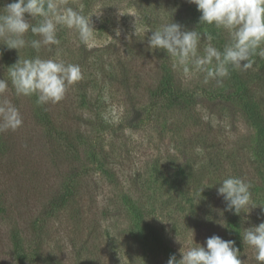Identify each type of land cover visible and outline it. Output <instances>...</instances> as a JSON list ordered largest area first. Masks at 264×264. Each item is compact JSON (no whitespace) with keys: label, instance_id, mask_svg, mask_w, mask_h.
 Masks as SVG:
<instances>
[{"label":"rangeland","instance_id":"1","mask_svg":"<svg viewBox=\"0 0 264 264\" xmlns=\"http://www.w3.org/2000/svg\"><path fill=\"white\" fill-rule=\"evenodd\" d=\"M68 2L73 7L83 3L85 14H100L91 18L95 40L85 46L75 31L61 27L60 43L42 45L40 58L81 68L82 79L68 86L65 99L75 110L71 123L84 138L79 167L88 173L83 182L89 180L95 196L85 195L75 221L68 218L75 202L67 204L63 216L47 221V251L62 264H74L79 250L69 237L75 236L86 241L78 264H167L157 241L180 259L193 230L194 242L203 244L213 234L234 240L243 264H258L255 249L242 237L246 228L264 222V180L253 154L256 131L233 96L229 76L219 85L205 73L185 77L167 54L147 45L151 32L145 34V27L156 30L177 22L199 32L183 7L173 0ZM199 33L203 55L208 43ZM15 53L21 61L28 59L26 50ZM0 79L8 81V91L14 89L3 68ZM56 162L47 165L54 178L78 166L76 158ZM229 176L251 185L255 208L249 213L224 211L216 189ZM13 222H0V264H21L13 257Z\"/></svg>","mask_w":264,"mask_h":264},{"label":"clouds","instance_id":"2","mask_svg":"<svg viewBox=\"0 0 264 264\" xmlns=\"http://www.w3.org/2000/svg\"><path fill=\"white\" fill-rule=\"evenodd\" d=\"M200 13L199 23L214 26L229 35V42L223 50L209 43L199 53L201 34L195 29L185 30L177 22L162 24L153 30L145 27L147 45L152 51L162 50L172 60L174 70L185 77L194 72L205 73L206 79H215L221 84L230 74L229 68L246 71L254 64L253 57H264V0H187ZM27 14V16H26ZM96 14H85L84 4L73 7L68 0H13L0 12V38L4 46L16 51L28 45L24 37L29 31L41 37L32 40L30 46L39 50L41 45L54 46L60 43L57 33L61 27L77 33L85 46L94 42L97 30L91 19ZM39 18L38 24L30 21ZM120 30H116L117 37ZM8 76L17 95L37 96V104L58 103L64 99L68 86L82 79L79 65L39 57L17 60L8 67ZM9 88L7 80L0 79V94ZM105 119H109L105 116ZM23 121L19 110L6 101L0 106V131L16 130ZM251 185L243 179L229 176L219 183L217 196L222 197L225 208L234 215L255 206L252 203ZM203 188L199 190L201 195ZM242 240L255 249L258 264H264V222L246 228ZM180 251V250H179ZM167 264H243L240 249L231 239H223L213 234L201 243L194 242V231L190 246L169 256Z\"/></svg>","mask_w":264,"mask_h":264},{"label":"trees","instance_id":"3","mask_svg":"<svg viewBox=\"0 0 264 264\" xmlns=\"http://www.w3.org/2000/svg\"><path fill=\"white\" fill-rule=\"evenodd\" d=\"M11 2L13 0H0V12ZM173 2L183 7L189 23L199 32H204L206 43H209L208 37L211 36V43L223 50L229 41L228 33L199 23L200 13L194 4L188 3L187 0ZM30 22L38 24L39 18ZM24 39L29 43L20 50H26L28 59L40 58L41 47L39 50L33 49L30 42L40 40L41 37L29 31ZM3 44L4 38H0V68L5 69L8 74V67L18 58L16 50L7 49ZM253 59V67L246 71L230 67L229 79L233 96L238 99L244 116L256 131L253 154L264 180V57L256 55ZM167 86H170L168 82ZM10 90L0 94V106L6 101L11 102L19 110L23 123L14 131H0V222L6 218L9 221L14 219L10 237L15 254L13 257L17 262L62 264L59 256L47 251L50 246L43 240L44 228L49 219L63 216L62 212L66 210L67 204L72 202L77 205L68 218L75 221V218L83 213L82 206L87 201L84 199L85 195L95 196L88 188L89 180L83 182L88 172L79 167V153L84 146V138L71 123L75 110L71 104L66 103L67 92L64 99L58 103L37 104V96L26 97L17 95L14 89ZM35 149L37 153L32 154L30 150ZM89 152L90 158H94L93 147ZM73 158H76L78 166L73 165L66 173L58 172L55 178L50 174L48 164L55 166L56 160L68 164L69 160L74 162ZM28 160L32 161V164ZM146 227L151 229L150 236L153 239L158 238V233L152 225L148 224ZM75 230L73 229V232H76ZM69 241L73 246L76 244L79 251L86 244L85 240L80 241L75 236H70ZM157 249L168 258L174 254L161 241H157ZM79 251L74 264L80 261Z\"/></svg>","mask_w":264,"mask_h":264}]
</instances>
